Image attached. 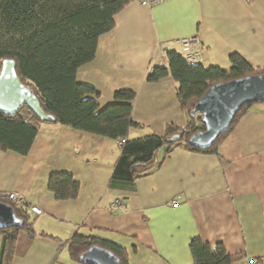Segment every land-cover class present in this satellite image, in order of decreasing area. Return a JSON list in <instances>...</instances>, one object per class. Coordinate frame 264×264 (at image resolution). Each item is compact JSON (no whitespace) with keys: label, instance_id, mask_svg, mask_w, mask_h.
I'll list each match as a JSON object with an SVG mask.
<instances>
[{"label":"crops","instance_id":"0c3cea01","mask_svg":"<svg viewBox=\"0 0 264 264\" xmlns=\"http://www.w3.org/2000/svg\"><path fill=\"white\" fill-rule=\"evenodd\" d=\"M113 20L76 80L95 87L100 106L117 89L135 91L132 119L138 126L127 140L165 136L167 125L186 127L172 76L146 80L161 51L177 40L195 39L192 49L205 66L229 69L230 54L238 53L264 67V0H131ZM123 144L43 122L27 154L0 149V193L17 192L37 205L41 213L31 212L35 230L57 238L19 232L10 264H78L65 244L74 232L122 245L127 264H193L194 237L222 244L229 254L244 253L232 264L264 256V102L249 104L213 150L164 142L148 170L132 181L113 176ZM53 172L79 182L75 198L53 197L47 189ZM1 244L0 233V250Z\"/></svg>","mask_w":264,"mask_h":264},{"label":"trees","instance_id":"16d2710c","mask_svg":"<svg viewBox=\"0 0 264 264\" xmlns=\"http://www.w3.org/2000/svg\"><path fill=\"white\" fill-rule=\"evenodd\" d=\"M130 1L0 0V67L3 59H13L18 79L32 90L41 108L53 117L51 121L43 120L26 105L20 106L13 114L0 110V149L27 154L43 122L59 123L112 139L125 138L113 176L132 181L148 170L155 151L164 142L175 144L183 141L192 150L209 151L234 127L249 104L240 107L230 127L210 147L196 148L188 143L193 133L205 129L202 116L196 114L190 117V111L211 85L247 75L264 74V67L251 66L238 53L230 54L231 66L224 70L191 62L178 51H167L168 68L153 67L146 80L158 81L170 74L176 83L179 104L189 119L184 129L167 125L165 136L152 134L127 140L129 129L138 126L132 119L135 91L117 89L112 101L100 106V94L95 87L76 80L77 69L95 57L100 35L113 28L114 15ZM174 135H178L177 141L172 140ZM47 189L54 198L69 200L77 196L79 182L69 173L53 172ZM0 201L11 205L16 217L23 221L22 226L0 229V264L11 263L21 231L31 238L38 235L57 240L44 231L35 230V219L29 210L2 193ZM65 244L69 257L78 264H81L79 255L93 245L111 251L121 264H127L125 248L109 239L74 232ZM189 248L193 264H232L244 258V253L229 254L222 244L210 245L198 237L190 241ZM248 264H264V256L254 258Z\"/></svg>","mask_w":264,"mask_h":264},{"label":"water","instance_id":"95a60500","mask_svg":"<svg viewBox=\"0 0 264 264\" xmlns=\"http://www.w3.org/2000/svg\"><path fill=\"white\" fill-rule=\"evenodd\" d=\"M256 102H264V74L247 75L211 85L190 111V117L196 114L202 116L205 129L193 133L188 143L196 148L210 147L230 127L240 107ZM22 105L28 106L43 120L53 119L41 108L32 90L18 79L15 61L3 59L0 67V110L13 114ZM178 138V135H174L172 140ZM22 224L23 221L16 217L12 206L0 201V229ZM78 261L81 264H121L114 253L98 245L81 253Z\"/></svg>","mask_w":264,"mask_h":264},{"label":"built area","instance_id":"2783aa9c","mask_svg":"<svg viewBox=\"0 0 264 264\" xmlns=\"http://www.w3.org/2000/svg\"><path fill=\"white\" fill-rule=\"evenodd\" d=\"M140 2H143L148 5H156L160 3L162 0H138ZM195 42V39H187V38H182L180 40H177L175 44H171L167 46L165 49H163L162 56L158 61V66L163 67V68H168V61L166 58V53L169 50H175L182 52L185 57L190 60L191 62L199 63L202 60V54L198 50L192 49V45ZM125 142V138L119 139V143L122 144ZM8 199L13 201L14 203L20 204L24 209L29 210L30 212L34 214H40L41 210L40 208L32 203H28L27 201L24 200V198L19 195L17 192H9L4 194ZM117 205L121 203L120 200H116L115 202Z\"/></svg>","mask_w":264,"mask_h":264}]
</instances>
